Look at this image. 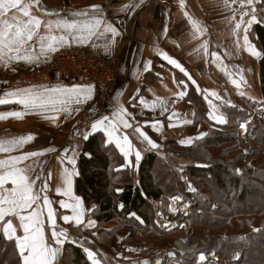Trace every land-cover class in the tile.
Returning a JSON list of instances; mask_svg holds the SVG:
<instances>
[{"label": "crops", "instance_id": "0c3cea01", "mask_svg": "<svg viewBox=\"0 0 264 264\" xmlns=\"http://www.w3.org/2000/svg\"><path fill=\"white\" fill-rule=\"evenodd\" d=\"M109 1L40 0V4L31 9L33 15L43 22L40 35H64L65 41L58 46L57 51L43 53L39 41H34L27 52L20 53L31 59L0 61V99L11 101L0 104V107H4L0 109V114H5L4 118H0V141L19 140L29 135L33 137L26 143L14 146L11 151L0 152V161L8 162L10 157H20L31 152L43 153L24 160L18 167L29 169L28 174L35 181V191L41 196L39 207L43 209V215L40 219L46 239L49 246L59 248L55 264L61 259L67 243L76 241L83 244L86 238L91 243L94 242L93 236L87 233L75 237L73 229L91 231L97 226L94 216L96 205L86 204L76 193L79 145L64 143L67 131H72L78 124L85 128L83 132L87 136L102 132L108 137L107 131H112L111 143L115 147L116 139L122 140L127 135L132 144L130 154L125 157L116 147L126 159L121 169L126 168L129 162L139 167L147 153H161L168 142L177 141L180 145L191 146L208 134L211 124L225 125L226 117L222 106H236L245 101H264L260 90L259 67L262 47L250 37L251 29L257 23H248L253 13L251 7L247 6V0H243L245 7H241V0H118L116 3L112 2L111 6L108 5ZM92 6H96V9L93 10ZM125 9L130 12L127 18L123 12ZM81 12H86L87 15H79ZM254 14L256 16V9ZM60 20H99L100 24L93 35L80 40L74 39L73 35L62 28L57 29L55 22ZM241 20L244 23L237 29L236 25ZM49 22L53 23L51 33L44 27ZM110 28L117 30L115 36ZM64 50L86 52L104 60L118 56L116 79L110 89L100 91L102 98H98L102 102L98 112L96 96L82 95L86 88L84 85L64 83L58 75L52 76L50 82L35 84L34 86H39L37 88H23L27 86L18 82V74L46 64L55 53ZM165 56L174 59L184 71L169 63ZM15 80L17 81L12 82ZM6 83H9L7 88ZM190 85L195 87L198 94L203 95L209 109L208 122H198L195 107L186 101ZM45 89L69 90L67 94L47 93L54 98L66 100L67 103L49 105L43 109L25 108L18 103L25 90L41 93ZM8 93L14 95H7ZM121 108L126 110L123 116L120 114ZM11 113H21L22 118L9 115ZM105 116L114 124L107 131L104 127L93 131L91 124ZM121 120H126L133 127L124 128ZM136 127L155 142L158 148H151L134 131ZM33 128H41L47 134H37L33 132ZM42 136L51 141L39 145L38 139ZM53 138L59 142L52 140ZM136 151L141 154L139 161L135 158ZM65 157L73 159L74 164L68 163ZM65 170L72 173L71 190L68 194H57V189L61 193L67 190L63 176ZM2 172L3 169H0V173ZM6 187L11 188V183ZM44 196L51 201L49 206L55 214L56 230L67 233V238L61 237L63 242L59 245L51 240L52 227L47 218V207L43 203ZM77 201L80 202L77 211L83 213L81 219L84 223L80 226H76L75 221L66 223L62 218L64 215H74L72 209L77 206ZM61 202L69 207H62ZM155 204L163 206L162 201ZM166 207L160 209L164 210ZM9 219L16 228L17 235L22 236L23 229L18 217L5 218ZM89 220L95 222V227L86 226ZM128 236L127 231L114 236L113 252H106L105 262L90 250L86 251L88 260L92 264L93 260L98 261V264H106V260L113 264L115 258L120 261V252L116 251L123 243L129 245V264H141L143 260L150 259L145 256V250L141 246L126 243ZM89 251L94 254L93 258H89ZM135 258H140L139 262ZM150 261L153 263L154 260Z\"/></svg>", "mask_w": 264, "mask_h": 264}, {"label": "trees", "instance_id": "16d2710c", "mask_svg": "<svg viewBox=\"0 0 264 264\" xmlns=\"http://www.w3.org/2000/svg\"><path fill=\"white\" fill-rule=\"evenodd\" d=\"M259 9L264 17V2H260ZM250 37L262 47L259 67L264 99V24L254 25ZM186 101L195 107L198 122H208L209 109L203 95L191 85ZM247 103L252 108L257 107L256 102L245 101ZM262 103L264 105V101ZM241 104L244 105L240 102L236 106H222L226 124H211L204 138L191 146L168 142L161 153H147L139 167L129 162L121 169L126 163L125 157L102 132L88 135L87 140L80 138L76 142L79 145L76 193L86 204L96 205L97 226L91 231L73 229L75 237L87 233L93 236L94 242L86 238L83 244L67 243L58 264H92L86 249L105 262L106 252H113L112 239L121 231L129 233L127 243L148 236H164L157 228V214L176 193L192 200L188 223L199 232L208 229L219 233L226 228L232 231L227 242L216 240L210 250L224 258L238 251L240 264H264V118L258 120L254 132L255 148L250 156L253 166L251 170H244L236 124L237 119L247 113ZM185 154L188 164L174 161ZM160 201L162 207L155 204ZM254 251L260 258L251 255ZM17 252L14 242L4 239L0 229V259L4 264H16ZM106 264H109L107 260ZM173 264L196 262L188 255L178 256Z\"/></svg>", "mask_w": 264, "mask_h": 264}, {"label": "snow or ice", "instance_id": "6c2138e0", "mask_svg": "<svg viewBox=\"0 0 264 264\" xmlns=\"http://www.w3.org/2000/svg\"><path fill=\"white\" fill-rule=\"evenodd\" d=\"M260 2H264V0H247V6L251 7L253 13L248 23H252L256 20L254 4ZM39 4L40 0H0V61L7 62L16 59H31L29 56H21L20 53L27 52L34 41H39L42 53L45 51H57L58 46L65 41L66 37L64 35H40V28L43 22L38 16L33 15L31 11V9L37 7ZM92 7L93 10L96 9V6ZM241 7H245L243 0H241ZM247 14L248 13H244V15ZM79 15H87V13L81 12ZM242 23H244L243 20L236 25V28L239 29ZM99 24V20H95L94 22L78 20H72L70 22L68 20H60L55 22V27L57 29H64L69 35H73L74 39L83 40L86 39L87 36L93 35ZM44 27L51 33L53 23L49 22L47 25H44ZM196 27L198 30V26ZM110 31L114 36L117 34L115 28H110ZM245 40H247L246 37ZM10 53H14L15 55H9ZM165 59H168L169 63L180 68L181 71H184L174 59L167 56H165ZM91 89L92 86H89L88 91L91 92ZM68 91L69 90L62 89H45L44 92L34 93L31 90H25L24 94L18 99V103L22 104L25 108L41 109L49 105L54 106L57 103L66 104V100L54 98L47 93L61 92L67 94ZM7 95H14V93H8ZM181 95H183V93ZM8 102L11 101L0 99V104ZM120 114L123 116L126 114V110L121 108ZM4 115L5 114H0V118H4ZM9 115L22 118L21 113H11ZM106 122H108L107 125ZM221 122L223 121L221 120ZM121 123L124 128L133 127L126 120H121ZM113 124L114 122L109 121V117L105 116L93 122L91 128L95 131L98 128L104 127L107 131V128ZM134 131L139 133L151 148H158V145L142 132L139 127H136ZM107 135L109 137V143H111L113 132L107 131ZM83 138L87 140L88 136L84 135ZM32 139L33 137L29 135L19 140L0 141V152L11 151L14 146L21 145ZM116 147L127 157L132 149V144L128 136L124 135L122 140L119 138L116 139ZM38 155H43V153L31 152L20 157H10L8 162L0 161V169H3V172L0 173V229H2V237L7 241H13L15 249L18 250L16 264H19L20 260H22L23 264H55L59 252V248L49 246V241L46 239L44 226L40 219L43 215V209L39 207L41 196L35 191V181L28 174V168L18 167L24 160ZM65 158L68 159V163L74 164L73 159ZM135 158L137 161L141 159L139 151H136ZM63 176L64 182L68 187L64 193H61L60 190L57 189V194H68L71 190L72 173L65 170ZM37 179H39V177H37ZM9 182L12 185L11 188L6 187ZM43 203L44 206L47 207L48 221L51 222V240L54 241L55 245H59L63 242L61 237L66 239L67 233L63 230L59 232L56 230L55 214L49 206L51 201L48 200L47 196L43 197ZM79 203L80 202L77 201V206L72 209L74 213L73 216L64 215L62 217L64 222L75 221L76 226H80L84 223L81 219L83 213L77 211ZM61 206L65 208L69 207V205L64 202H61ZM121 208H123V205H121ZM132 215L135 216L134 213ZM9 216L18 217L20 227L23 229L22 236L17 235V230L10 219L5 220V218ZM137 219L139 218L137 217ZM86 226L95 227V222L89 220ZM85 251H87V249ZM5 252H7V248H5ZM93 255L92 252H88L89 258H93ZM200 259L203 261L204 256L201 255ZM0 264H4L2 259H0ZM93 264H98V261L93 260Z\"/></svg>", "mask_w": 264, "mask_h": 264}, {"label": "built area", "instance_id": "2783aa9c", "mask_svg": "<svg viewBox=\"0 0 264 264\" xmlns=\"http://www.w3.org/2000/svg\"><path fill=\"white\" fill-rule=\"evenodd\" d=\"M118 65V56L104 60L90 56L86 52L64 50L55 53L42 67L27 72L23 77V84L25 86H34L37 83H47L52 80V76L58 75L66 83H80L84 86H92L95 89L108 90L116 79ZM251 124V118L239 120L242 140H247V133ZM33 132L41 135L47 134L41 128H33ZM79 139L80 137H75L72 131H67L64 143L73 145ZM250 156L251 148L246 145L241 153V157L245 160V170H251L253 166L254 160ZM168 202L169 204L164 210L158 211L157 228L166 236L175 232L181 233L182 236H179L180 238L174 246L166 247L157 264H173L178 256L184 257L188 255L193 256L197 264H205L207 262L224 264L219 256L200 250L203 240L201 237L196 236L194 227L188 223L187 218L193 206L192 200L180 193H176L168 198ZM224 242L223 240L222 243ZM172 253L176 254V258L171 255ZM201 255L204 256L203 261L200 259ZM135 261L139 262V259ZM227 262L228 264H238L239 260L232 258V260Z\"/></svg>", "mask_w": 264, "mask_h": 264}, {"label": "rangeland", "instance_id": "374dc122", "mask_svg": "<svg viewBox=\"0 0 264 264\" xmlns=\"http://www.w3.org/2000/svg\"><path fill=\"white\" fill-rule=\"evenodd\" d=\"M118 0H110L108 3V5H113L111 4L112 2H117ZM114 3V4H115ZM259 4L260 3H255L254 4V7L256 9V20L254 22H252L251 24H254V23H263L264 24V17H261V14L259 12ZM109 6V7H110ZM107 10L109 9L108 7H106ZM252 10V9H251ZM101 11V10H99ZM124 14H125V17L127 18L128 15H130V12L125 9L124 11ZM117 14V13H116ZM109 15V13H108ZM43 65L41 66H38L36 68H33L32 70H35V69H38L40 67H42ZM26 72H23L21 74H18V82H22L23 83V77L25 76ZM17 80L15 81H12V82H16ZM11 83V82H10ZM66 83V82H64ZM9 84V83H8ZM6 83V87L7 88V85ZM68 84H72V83H68ZM74 84H79V83H74ZM39 86H27V87H23V88H28V89H31V88H37ZM86 88H84V93L82 95H87V97H91V95H94L96 96L95 98L98 100V105H97V112H98V107L100 106L102 100L99 98H102V91L101 89H95V88H92L91 89V92L88 91L89 89V86H85ZM101 91V92H100ZM99 97V98H98ZM256 104H257V107L256 108H252V106L250 104H241L242 105V109L245 111H247V113L243 116H241L239 119H237V130H238V136H239V143H240V156H241V153L243 151V148L246 146V145H249L250 148H251V154H253V151H254V148H255V143H254V132L258 126V120L259 119H263L264 118V106H263V103H259L256 101ZM262 108H261V107ZM92 109H91V113H92ZM223 112V111H222ZM224 114V113H223ZM248 114V115H247ZM225 115V114H224ZM226 117V115H225ZM242 118H251L252 120V124L249 126V131L247 133L248 135V138L247 140H242L241 139V134L242 132L239 130V120L242 119ZM227 122V120H226ZM79 125V124H78ZM77 125V126H78ZM75 127L72 129V134L76 137H80L82 138L83 135H84V132L83 130L85 129L83 126H78V127ZM35 130V129H34ZM36 131V130H35ZM64 137V136H63ZM251 137V138H250ZM64 139V138H63ZM52 140L54 141H57L56 138H53ZM49 141H51L50 139L48 138H45L44 136H42V138L38 139V142H39V145H42L44 142H47L49 143ZM59 142V141H57ZM66 144V143H65ZM66 145H71V144H66ZM187 155L185 154L183 158H174V161L176 163H179L180 165H186L188 164L189 160L187 159ZM244 166H245V160H244V165H243V169H244ZM245 170V169H244ZM192 189V188H191ZM181 194V193H180ZM174 196V195H173ZM184 196V195H183ZM186 197V196H184ZM166 204V203H165ZM169 204V202L167 201V204L165 206H167ZM189 215H190V212H189ZM189 216H187L188 218ZM192 225V224H191ZM194 227V226H193ZM194 230H195V233H196V236H199L202 238L203 240V245H201L200 247V250L201 251H204V252H209L210 254H214V255H217L219 256L222 260H223V263L224 264H228V262L226 261H229V260H232V258H236V260H239V263L240 264V253L238 251H235V252H232L229 257L227 258H224L222 257L221 255H218L217 253H215L213 250H210L209 247L213 244L214 241L218 240L219 242L222 243V241L224 240L225 242H227L229 240V238L231 237V233L232 231L228 228L224 229V230H220L219 233L217 232H212V230H204V231H201L199 232L195 227H194ZM223 231V232H222ZM179 236H182V234H178L177 232H175L174 234L172 235H164V236H159V237H152V236H148L147 238H142V240H134V243H129L130 246H141L144 250H145V256H147L148 258H150V260H154L155 261H158L161 256L164 254V251L166 249V247L168 246H174L175 243L177 242V240L180 238ZM210 241V242H209ZM224 242V243H225ZM127 243V242H126ZM211 243V244H210ZM206 244H209V245H206ZM129 249V245L123 243L119 246V249H117L116 253L120 252V256H121V260L120 261H117L116 258L113 259V264H129V261L130 258L128 257L127 255V250ZM129 253V251H128ZM148 253V254H147ZM239 253V254H238ZM8 255L10 256L11 253L8 252ZM142 255V254H141ZM237 257H236V256ZM254 257H258L260 258V255L258 253H256L255 251L252 252V254ZM182 257V256H181ZM136 259H139L140 258H135L134 260ZM207 263H211V262H207ZM135 264H140V263H135ZM197 264V263H196ZM206 264V263H205Z\"/></svg>", "mask_w": 264, "mask_h": 264}, {"label": "water", "instance_id": "95a60500", "mask_svg": "<svg viewBox=\"0 0 264 264\" xmlns=\"http://www.w3.org/2000/svg\"><path fill=\"white\" fill-rule=\"evenodd\" d=\"M171 255H172L173 257H176V254H174V253H172ZM150 263H151L150 259H145V260L142 261L141 264H150Z\"/></svg>", "mask_w": 264, "mask_h": 264}, {"label": "bare ground", "instance_id": "6f19581e", "mask_svg": "<svg viewBox=\"0 0 264 264\" xmlns=\"http://www.w3.org/2000/svg\"><path fill=\"white\" fill-rule=\"evenodd\" d=\"M110 88H111V86H110ZM110 88H109V89H110ZM106 91H107V90H106ZM260 107H261V106H260ZM261 108H262V107H261ZM247 115H248V114H247ZM250 138H251V137H250ZM238 254H239V253H238ZM235 256H236V255H235ZM236 257H237V256H236ZM226 262H227V261H226Z\"/></svg>", "mask_w": 264, "mask_h": 264}]
</instances>
